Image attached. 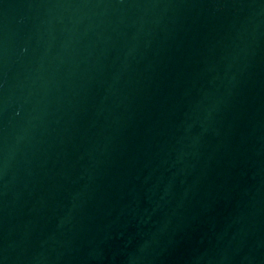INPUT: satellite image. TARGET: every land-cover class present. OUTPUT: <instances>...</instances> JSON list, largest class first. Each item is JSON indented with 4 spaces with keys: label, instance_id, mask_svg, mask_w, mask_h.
Instances as JSON below:
<instances>
[{
    "label": "water",
    "instance_id": "95a60500",
    "mask_svg": "<svg viewBox=\"0 0 264 264\" xmlns=\"http://www.w3.org/2000/svg\"><path fill=\"white\" fill-rule=\"evenodd\" d=\"M0 264H264V0H0Z\"/></svg>",
    "mask_w": 264,
    "mask_h": 264
}]
</instances>
